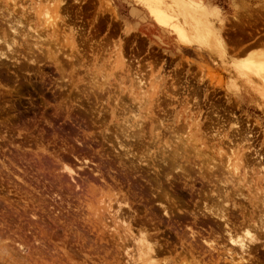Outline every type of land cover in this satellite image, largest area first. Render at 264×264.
Here are the masks:
<instances>
[{
  "label": "rangeland",
  "instance_id": "rangeland-1",
  "mask_svg": "<svg viewBox=\"0 0 264 264\" xmlns=\"http://www.w3.org/2000/svg\"><path fill=\"white\" fill-rule=\"evenodd\" d=\"M130 1L0 0L18 33L0 45V264H145L138 230L151 264H228L208 209L233 237L261 220L264 244V0ZM134 7L215 71L133 32Z\"/></svg>",
  "mask_w": 264,
  "mask_h": 264
},
{
  "label": "bare ground",
  "instance_id": "bare-ground-1",
  "mask_svg": "<svg viewBox=\"0 0 264 264\" xmlns=\"http://www.w3.org/2000/svg\"><path fill=\"white\" fill-rule=\"evenodd\" d=\"M243 0H232V2H233V6H234V9H236L237 8V3L238 2H242ZM246 2V1H245ZM240 4V3H239ZM241 4H243V3H241ZM240 4V5H241ZM4 10V9H3ZM6 10V9H5ZM8 12V11H7ZM4 14H5V12H3ZM8 14V13H7ZM6 14V15H7ZM6 15H2L1 13H0V45H2L3 47H4V50L5 49H7V50H10V46L12 45V42L14 41V39L15 38H17L18 37V33H17V29L15 30V28H16V26L14 27V25L13 26H11V21L10 20H8L7 19V16ZM44 15V14H43ZM46 16H47V14H46ZM153 17H154V21H155V23L157 24V25H159V26H161V27H165V26H168V24H170V23H173V31H174V35H175V39H177L180 43H182V44H190V40H189V38H188V35H187V33H186V31H185V29L182 27V25L181 24H179V23H175V22H173L174 20H173V17H171L170 15H161V14H153ZM9 18V17H8ZM15 22V21H14ZM17 22V21H16ZM20 37H22L21 35H19ZM205 37V36H204ZM23 38V37H22ZM19 39V38H18ZM25 44H28V42H25ZM29 45V44H28ZM33 45V44H32ZM23 47V46H22ZM32 47V46H31ZM35 47V46H34ZM2 48V47H1ZM28 49H30V52H31V48L28 46ZM27 49V50H28ZM1 50L2 49H0V65L2 66V68H3V66H6L5 65V63L4 62H2L3 61V59L5 58L6 59V57H5V55L1 52ZM6 50V51H7ZM52 58V57H51ZM7 60V62H8V60L9 59H6ZM5 60V61H6ZM54 61H55V58H54ZM253 65H254V69L256 70V72H257V75H258V77L261 79V80H263L264 81V62L263 61H259V60H257V61H255L254 63H253ZM8 66V65H7ZM6 71H9L7 68H6ZM5 73V72H4ZM137 79V78H136ZM135 79V80H136ZM138 80V79H137ZM137 83H138V81H136ZM140 82V81H139ZM139 84V83H138ZM140 85H141V82H140ZM143 86V85H142ZM140 87V86H139ZM121 129V128H120ZM125 129V128H124ZM119 130V129H118ZM129 135V134H128ZM124 137V136H123ZM124 139H126V138H124ZM116 141H117V139H115ZM115 141V142H116ZM174 141H176V140H174ZM179 141V140H178ZM181 142H180V148H182V149H180L179 148V146H178V148L182 151V150H184V145H185V141H182V140H180ZM118 142V141H117ZM119 143V142H118ZM123 145V144H122ZM130 145V144H129ZM119 146H121V144H119ZM117 147H118V145H117ZM122 147V146H121ZM170 147V146H169ZM196 147V146H195ZM165 148H167V146H165ZM177 148V147H176ZM194 148V147H193ZM118 149H120V147L118 148ZM122 149V148H121ZM121 149H120V151H121ZM124 149V148H123ZM178 149V150H179ZM190 149V148H189ZM126 149H124L123 151H125ZM164 150V149H163ZM166 150V149H165ZM188 150V149H187ZM169 151V148H168V150L167 151H165V152H168ZM170 151H171V149H170ZM174 150H172V152H173ZM192 151V154H193V156L192 157H196V155H200V154H203V153H201V152H199L196 148H194V149H192L191 150ZM122 152V151H121ZM172 152H171V154H172ZM177 151H174L173 153L175 154ZM167 154V153H166ZM168 154H170V153H168ZM170 154V155H171ZM179 154H181V153H177V155H179ZM117 155H119V153L117 154ZM122 155H124L123 153H122ZM132 156H133V154H132ZM164 156V155H163ZM169 156V155H168ZM173 156V155H172ZM181 156V155H180ZM179 156V157H180ZM120 157V156H119ZM118 157V158H119ZM122 158H124L123 156H121ZM126 157V156H125ZM134 157V156H133ZM136 157V156H135ZM134 157V158H135ZM122 158H120V159H122ZM132 158V157H131ZM161 158V157H160ZM168 158V157H167ZM170 158V157H169ZM133 159V158H132ZM163 159V158H162ZM117 160V159H116ZM128 160V159H127ZM140 160V159H139ZM138 160V161H139ZM170 160H173V159H170ZM169 160V161H170ZM174 160H176V158L174 159ZM121 161V160H120ZM124 161V160H123ZM159 161V160H158ZM162 160H160V162H161ZM164 161V160H163ZM162 161V164L164 163V162H166V161H164L163 162ZM147 162V161H146ZM173 162V161H172ZM176 163V162H175ZM133 165V164H132ZM135 165V164H134ZM143 165V164H142ZM167 165V164H166ZM170 165V164H169ZM177 165V164H176ZM190 165V164H189ZM131 166V165H130ZM144 166H145V164H144ZM168 166V165H167ZM229 167V166H228ZM136 168H138L137 166H136ZM227 168V167H226ZM69 169V168H68ZM177 169V168H176ZM229 169V168H228ZM70 170V169H69ZM68 170V171H69ZM136 170V169H135ZM134 170V171H135ZM223 170V169H222ZM67 171V172H68ZM224 171V170H223ZM130 173V172H129ZM153 173V172H152ZM72 174V173H71ZM156 174V173H155ZM166 175H168V174H166ZM165 175V176H166ZM164 176V177H165ZM165 180V182L166 183H168V177H166V179H164ZM221 181V180H220ZM170 185V184H169ZM168 185V186H169ZM219 186V185H218ZM220 188V187H219ZM223 188V187H222ZM219 191V190H218ZM163 194V193H162ZM239 194V193H238ZM212 197V196H211ZM210 197V198H211ZM214 198V197H213ZM217 198H218V200H219V197L217 196ZM223 198V197H222ZM244 198V197H243ZM215 199H216V197H215ZM225 199V198H224ZM222 201V200H221ZM225 201H226V199H225ZM119 202V201H118ZM216 202V201H215ZM214 202V203H215ZM224 202V201H223ZM222 202V203H223ZM120 203V202H119ZM225 203V202H224ZM217 204V203H216ZM226 204V203H225ZM215 205V204H214ZM214 205L213 206H210V207H213L214 208ZM218 205H220V207H222L221 206V203L220 204H218ZM223 205V204H222ZM118 207V206H117ZM123 207H125L126 209H128V208H130V206L128 205V203H124L123 204ZM209 207V208H210ZM226 207V206H225ZM219 208V207H218ZM218 208H215L216 210L218 209ZM205 209H206V207H205ZM207 209H208V207H207ZM223 209V208H222ZM221 208H220V210H222ZM225 209V208H224ZM119 210V209H118ZM167 209H165V208H163V213H165V216L167 215V211H166ZM201 210V209H200ZM226 210V209H225ZM203 211H204V208H203ZM206 211V210H205ZM204 211V212H205ZM208 211V214L210 215V219L212 218L213 220H216V226H218L219 228H221V230H220V233H221V236H224L226 239H227V241L229 242V244L231 243V244H233V246H237V251H236V255H235V257H233V255H232V252H230L229 250H227V255L226 256H224V257H226V260H228V264H246V262H247V260L246 259H244V257L245 256H247V258L248 257H250L251 256V254H254L256 251H257V249L259 248V247H262V246H264V244H260L259 245V238H261V237H259L260 235V232H263V223H262V221L261 220H259V219H257V221L255 220V222H257V224L256 223H254L253 224V222L251 223V224H249L248 222H250V219H248V222L246 223V226L244 227V228H242L241 230H244V232L241 234L242 236H240V237H233V236H235L234 234H232L231 233V229L228 227V223H227V220H226V217H224L223 216V211L221 212V211H218V212H216V211H214L213 213H211L210 211H209V209L207 210ZM206 211V212H207ZM216 212V213H215ZM203 213V212H202ZM201 213V214H202ZM262 213H263V209H262ZM117 214V213H116ZM116 214H115V216H116ZM196 214V213H195ZM200 214V213H199ZM225 215V214H224ZM129 219V218H128ZM121 220H123L122 218H121ZM126 221V220H125ZM124 220H123V222H122V225L124 226V225H126L125 227L128 229V227H129V224L128 223H126ZM219 222L221 223V225L219 224ZM215 223V222H214ZM230 225H231V223H229ZM235 229V228H234ZM240 230V231H241ZM138 232H139V234H137L136 236H138L137 238H136V242H137V245L139 246H137L138 248H141L140 249V251H141V253H143V254H141V253H138V254H140L141 256L142 255H146L147 257H146V261H147V263L148 264H151L150 262H151V260H152V258H151V256H153V254H155V252H156V250H157V247H156V244L155 243H152V242H150L149 240H148V238H147V234L145 233V232H140L139 230H138ZM215 233H218V232H215ZM241 233V232H240ZM193 234V233H192ZM218 235H219V233H218ZM216 236V235H215ZM257 237H259V238H257ZM259 239V240H258ZM261 241V240H260ZM207 243V242H206ZM228 244V245H229ZM133 247V246H132ZM137 248V250L139 251V249ZM230 248H231V246H230ZM235 249V248H234ZM236 250V249H235ZM234 252V251H233ZM139 255V256H140ZM137 256V255H136ZM140 256V258H142V260L144 259V257L145 256H143V257H141ZM222 256H223V254H222ZM139 258V259H140ZM223 258V257H222ZM251 258V257H250ZM223 260V259H222ZM145 261V262H146ZM251 261V260H250ZM144 262V263H145ZM143 263V262H142ZM147 263H145V264H147Z\"/></svg>",
  "mask_w": 264,
  "mask_h": 264
},
{
  "label": "crops",
  "instance_id": "crops-1",
  "mask_svg": "<svg viewBox=\"0 0 264 264\" xmlns=\"http://www.w3.org/2000/svg\"><path fill=\"white\" fill-rule=\"evenodd\" d=\"M127 2H132L130 0H125ZM123 4H125L124 0H121ZM127 5V4H126ZM134 6H138L135 3H133ZM133 14V19L131 22H128V27L132 29L133 32L138 33L139 36L145 38L148 42H151L152 44L156 45L157 43L161 44L162 41L166 44V46L169 48V53L173 57H178L177 55H182L183 53L188 54L192 53L195 56V62L198 64H202L203 66H207L210 69L215 71L214 67H218V63L213 64L212 60L208 55H206L202 51H196L193 50V48H188V47H181L178 45L173 37H170L171 35L166 32H162L161 30L152 27L150 25L149 20L146 18V16L140 12V10L137 7H134L132 10ZM148 37V38H147ZM177 44V45H176ZM263 48H264V39H263ZM245 54V53H244ZM183 56V55H182ZM186 57V56H185ZM188 58V57H187ZM192 59V58H190ZM205 64V65H204ZM214 66V67H213ZM218 70V68H217ZM219 71V70H218ZM242 102L246 103L248 105H253L256 102L257 97L252 94L247 92L246 94L242 95ZM253 99L255 101H253Z\"/></svg>",
  "mask_w": 264,
  "mask_h": 264
}]
</instances>
